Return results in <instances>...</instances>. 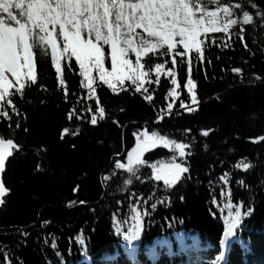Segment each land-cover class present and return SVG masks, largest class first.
I'll list each match as a JSON object with an SVG mask.
<instances>
[{"label":"trees","instance_id":"16d2710c","mask_svg":"<svg viewBox=\"0 0 264 264\" xmlns=\"http://www.w3.org/2000/svg\"><path fill=\"white\" fill-rule=\"evenodd\" d=\"M242 2L256 21L245 26L248 47L237 35L227 39L223 33L210 34L217 42L205 49L204 61L197 64L194 60L192 72L198 110L189 113L177 100L172 115L159 123L158 111L166 108L171 87L167 77H161L159 87L153 85L152 103L132 90L115 94L101 84L97 92L107 117L92 125L91 113L83 111L92 102L80 86L75 61L71 69L64 70L67 100L50 58L37 61L36 84L27 87L22 98L13 97L21 115L9 108L12 121L0 117V137L21 145L3 174L10 194L0 205V264L8 260L12 264H132L130 246L117 235L115 219L123 220L127 230L135 204L143 207L139 196L147 199L151 193L170 197L171 202L152 210L149 200L150 216L135 257L137 264H214L227 215L221 188L228 186L233 203L243 201L245 210L254 208L230 242L228 264H264V141L257 142L264 137V26L256 15L257 10L264 12V0H251L256 8L249 0ZM225 39L230 47L221 46ZM234 67L242 68L243 74L232 72ZM177 71L181 99L191 103L183 87L186 64L178 63ZM81 96L84 99L77 103ZM74 106L84 119L69 121L68 112ZM145 126L191 143L190 175L167 190L162 181L142 179L123 191L127 173L115 170V161L126 162L127 152L136 143L133 134ZM66 127L77 134L62 138ZM186 129L191 133H185ZM205 129L212 130L207 137L201 134ZM172 155L158 147L146 152L144 159L151 163ZM242 158L253 167L247 171L236 168ZM224 172L230 173V185L218 179ZM151 174L150 167L141 169L142 178ZM109 175L112 178L105 181ZM241 180L244 183L238 184ZM214 198L223 212L213 204ZM81 233L86 247L79 242ZM165 238L169 243L158 246ZM150 249H155V259ZM184 252L191 254L192 262Z\"/></svg>","mask_w":264,"mask_h":264},{"label":"snow or ice","instance_id":"6c2138e0","mask_svg":"<svg viewBox=\"0 0 264 264\" xmlns=\"http://www.w3.org/2000/svg\"><path fill=\"white\" fill-rule=\"evenodd\" d=\"M249 3L252 8L257 7L251 0ZM256 15L264 26V12L257 10ZM255 22L242 0H0V117L11 122L9 108L16 116L21 115L13 97L18 94L22 98L25 89L36 84L37 61L46 58H50L58 86L66 100L69 87L65 67L71 69L73 60L78 65L80 86L87 90L86 99L92 102L83 111L91 113L92 125L107 117L97 92L101 84L115 94L132 90L152 103L155 99L153 85L159 87L161 77H167L171 84L167 91L168 103L166 108L159 109L156 122L172 115L177 100L185 111H197V82L192 78L194 60L197 64L204 61L205 49L216 44V36L210 37V34L223 33L227 39L237 35L244 42L245 26ZM233 29L236 31L233 32ZM227 39L222 47L231 46ZM244 47H248L246 42ZM178 63L186 64L187 78L183 87L191 103L181 99ZM231 71L243 74V69L239 67ZM82 99L83 96L79 97L77 103ZM74 118L84 119L75 106L68 112L69 121ZM115 123L119 124V121ZM16 127L19 128L20 124L17 123ZM210 131L205 129L201 134L207 137ZM185 133H191V129H186ZM67 134L77 132L66 127L62 138ZM133 135L136 143L127 152L126 162L115 161V170L127 173L123 191H127L134 180L142 179L162 181L167 190L185 179L186 174L190 175L188 157L191 155V143L161 134L159 130L149 131L147 126ZM259 141H264V137L257 138ZM158 147L168 149L173 155L151 163L144 159L146 152ZM20 148L21 145L13 139L0 137V174L5 172L6 161L14 150ZM145 166L152 169V174L142 178L140 172ZM235 167L247 171L253 165L242 158ZM111 178L109 175L104 180ZM218 179L222 185H230V173L224 172ZM237 183L244 182L241 180ZM74 191H78V188ZM9 192L0 175V205ZM132 195L136 196L135 193ZM221 196L227 201L224 205L227 215L224 217L221 251L214 264H228L230 242H234L238 231H242L245 218L254 212L253 207L245 210L243 201L238 204L232 202L230 186L221 188ZM149 200H152V210L160 204L171 202L170 197H156L155 193H151L147 199L140 195L139 201L143 207L141 203L135 204L127 230L123 220L115 219L117 235L122 236L126 246H130L128 254L132 264H137V249L145 231L146 218L150 216ZM74 203L70 202L69 207ZM213 204L223 212L215 198ZM78 239L81 246L86 247L83 233ZM168 243L165 238L158 242V246ZM52 247H56L55 243ZM149 251L155 259V249ZM7 264H12L11 260Z\"/></svg>","mask_w":264,"mask_h":264},{"label":"water","instance_id":"95a60500","mask_svg":"<svg viewBox=\"0 0 264 264\" xmlns=\"http://www.w3.org/2000/svg\"><path fill=\"white\" fill-rule=\"evenodd\" d=\"M12 156H13V155H12ZM12 156H10V157L8 158V160L6 161V165H7L8 161H9V159H10ZM5 169H6V166H5ZM0 175H2V179H3V174H0ZM9 194H10V192H9L7 195H9ZM7 195H6L5 197H7Z\"/></svg>","mask_w":264,"mask_h":264}]
</instances>
